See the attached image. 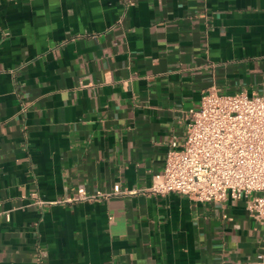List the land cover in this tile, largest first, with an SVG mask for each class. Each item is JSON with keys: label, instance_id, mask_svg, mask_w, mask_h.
Instances as JSON below:
<instances>
[{"label": "crops", "instance_id": "0c3cea01", "mask_svg": "<svg viewBox=\"0 0 264 264\" xmlns=\"http://www.w3.org/2000/svg\"><path fill=\"white\" fill-rule=\"evenodd\" d=\"M211 88L264 94V0H0V264H264L245 197L146 191Z\"/></svg>", "mask_w": 264, "mask_h": 264}, {"label": "built area", "instance_id": "2783aa9c", "mask_svg": "<svg viewBox=\"0 0 264 264\" xmlns=\"http://www.w3.org/2000/svg\"><path fill=\"white\" fill-rule=\"evenodd\" d=\"M184 140H173L163 171L146 191L155 195L179 192L198 201L246 198L248 213L264 226V94L204 92L190 109ZM136 190L88 191L53 202L95 201ZM44 202V201H39ZM264 260V247L258 254Z\"/></svg>", "mask_w": 264, "mask_h": 264}]
</instances>
